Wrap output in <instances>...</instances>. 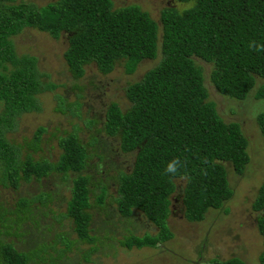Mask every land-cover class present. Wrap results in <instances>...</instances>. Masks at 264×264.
<instances>
[{"label":"trees","instance_id":"trees-1","mask_svg":"<svg viewBox=\"0 0 264 264\" xmlns=\"http://www.w3.org/2000/svg\"><path fill=\"white\" fill-rule=\"evenodd\" d=\"M183 8L167 5L160 11L159 22L137 5L114 7L112 0H55L44 5L33 2L14 3L0 0V184L18 188L21 181H40L53 173L67 177L79 173L89 154L76 134L59 138L62 149L55 161L35 160L30 153L22 157V148L37 150L44 127L40 126L24 145L9 141L23 113L39 112L38 95L53 90L57 84L45 80L37 58L17 54L13 37L25 28H35L53 38L67 35L63 53L73 77L94 63L101 73H109L122 62L126 73H133L144 59L158 62L140 80L130 83L125 94L130 102L122 110L116 102L106 109L104 130L119 138L120 149L134 152L132 169L116 174V196L113 202L123 217L143 215L158 229L142 236L129 235L120 243L127 248L154 247L173 236L167 218L176 192L177 180L184 184L178 197L188 221H201L209 209H219L232 196L226 163L241 174L249 162L248 141L238 122H226L215 103L208 100L203 68L196 58L211 65L209 80L226 97L243 100L264 81V0H171ZM256 98L264 97V83ZM73 104L60 100L56 110L70 111ZM264 141V110L256 115ZM179 157L182 167L177 175L165 174L167 163ZM207 170V175L202 170ZM90 175L76 174L66 212L71 218L75 237L92 242L89 234L92 214L89 212ZM107 187L97 195L103 204ZM50 194L42 192L17 200L9 210L0 205V264H29L40 253L51 248L47 264H61L58 259L74 242L58 233L52 245L20 251L2 235L26 220L30 205L47 203ZM257 213L256 225L263 249L258 256L264 264V181L252 202ZM14 214L13 216H10ZM58 243L65 247L56 248ZM91 247L90 250H95ZM87 256V255H86ZM43 259V258H42ZM211 264H244L232 257L213 258Z\"/></svg>","mask_w":264,"mask_h":264},{"label":"rangeland","instance_id":"rangeland-1","mask_svg":"<svg viewBox=\"0 0 264 264\" xmlns=\"http://www.w3.org/2000/svg\"><path fill=\"white\" fill-rule=\"evenodd\" d=\"M55 0H12L14 3L33 2L44 5ZM114 7L137 5L159 22L160 11L167 5L183 8L185 4L171 0H112ZM17 54H30L37 58L44 78L57 86L38 95L41 103L39 112L23 113L17 130L7 134L10 142L22 144L30 140L38 127H44L37 150L22 148V157L30 153L33 159L55 161L62 152L59 138L76 134L89 154L85 167L79 172H69L67 177L53 173L40 181H21L18 188L0 184V205L13 210L17 200L30 198L42 192H49L47 203L39 201L30 205L26 220L14 224L10 234L2 235L4 241L11 242L20 251L52 245L59 233L73 243L59 259L61 264H211L218 258L241 259L244 264H259L258 256L263 249L262 237L258 232L257 213L252 202L259 186L264 181V141L260 133L256 115L264 110V97L256 98L257 88L264 83L258 79L255 87L243 100H235L221 95L209 80L211 65L196 58L203 68L204 84L208 100L215 103L218 114L226 122L239 123L247 138L249 162L241 174L234 172L226 163L227 179L232 196L219 209H209L201 221H188L184 216V205L179 190L184 181L177 180L176 192L171 197L168 226L173 236L154 247L127 248L120 241L129 235L154 234L157 228L143 215L134 213L129 218L119 214L113 196H116V174L119 170L129 172L133 167L134 152H123L119 138L108 136L104 130L106 109L116 102L122 110L130 106L125 89L141 79L146 71L157 62L144 59L133 73H126L123 63L115 64L109 73H101L94 63L85 65L84 74L75 78L68 69L63 53L66 50L67 35L53 38L46 32L27 27L13 37ZM60 100L65 105L73 104L70 111L56 110ZM76 174L90 175L89 224L94 241L86 242L75 237L71 218L62 215L66 212L71 195L72 179ZM107 187V195L101 203L97 195L102 187ZM11 214L10 216H13ZM65 247L58 243L56 248ZM96 249L91 251L90 248ZM49 255L57 256V250L40 253L29 264H47ZM87 255V256H86ZM43 258V259H42Z\"/></svg>","mask_w":264,"mask_h":264},{"label":"clouds","instance_id":"clouds-1","mask_svg":"<svg viewBox=\"0 0 264 264\" xmlns=\"http://www.w3.org/2000/svg\"><path fill=\"white\" fill-rule=\"evenodd\" d=\"M249 47H254L255 50L257 51L264 50V46L255 47L254 44H250ZM185 166L186 164L182 163L179 157H175L167 163L164 172L165 174H171V176H175L178 174L180 169ZM202 174L207 175V170L206 169L202 170Z\"/></svg>","mask_w":264,"mask_h":264}]
</instances>
